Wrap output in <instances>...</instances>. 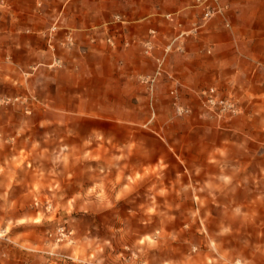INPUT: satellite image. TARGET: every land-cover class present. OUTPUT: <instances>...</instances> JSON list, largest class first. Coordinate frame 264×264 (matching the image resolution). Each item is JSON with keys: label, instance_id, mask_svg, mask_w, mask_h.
Listing matches in <instances>:
<instances>
[{"label": "crops", "instance_id": "1", "mask_svg": "<svg viewBox=\"0 0 264 264\" xmlns=\"http://www.w3.org/2000/svg\"><path fill=\"white\" fill-rule=\"evenodd\" d=\"M194 2L8 0L0 5V82L38 94L44 123L75 132L76 124L88 123L84 137L93 138L99 125L129 131L144 126L151 104L158 109L157 135L169 133L185 150L250 156L233 158L219 179L202 181L208 192L203 198L221 206L223 227L235 231L231 219H264V0H222L229 6L225 17L213 19L186 39L183 51L169 56L166 71L175 81L162 76L152 94L139 76L154 74L163 47L198 21ZM147 39L155 45L151 55L145 53ZM209 86L236 96L243 112L229 120L207 119L190 91ZM173 88L181 104L195 110L166 126Z\"/></svg>", "mask_w": 264, "mask_h": 264}, {"label": "rangeland", "instance_id": "2", "mask_svg": "<svg viewBox=\"0 0 264 264\" xmlns=\"http://www.w3.org/2000/svg\"><path fill=\"white\" fill-rule=\"evenodd\" d=\"M154 74L139 82L149 88L141 77ZM200 90L190 92L202 114L229 120L202 108ZM177 94L187 112L173 98L166 126L195 110ZM41 108L38 94L0 82V264H264V219H231L237 230H228L221 206L203 198V179L250 156L185 150L169 133L157 135L151 104L146 125H99L93 138L83 136L88 123L76 132L44 123Z\"/></svg>", "mask_w": 264, "mask_h": 264}, {"label": "built area", "instance_id": "3", "mask_svg": "<svg viewBox=\"0 0 264 264\" xmlns=\"http://www.w3.org/2000/svg\"><path fill=\"white\" fill-rule=\"evenodd\" d=\"M194 5L199 9L198 21L193 24L192 29L182 30L178 35L170 40L163 47V54L157 59V70L153 76H143L141 77V82L149 86L150 89L154 88L156 81H158L164 74H166V64L169 56L175 52L183 51L185 48L186 39L189 36L197 35L202 28L207 26L209 22L217 17H225V14L229 10V6L222 3V0H195ZM170 17V16H168ZM226 25L229 26L228 22ZM181 27V25H180ZM56 28H53L55 31ZM151 34H156V31L151 30ZM111 42L110 39L107 40ZM67 42L73 45V39L70 35L67 36ZM145 53L151 55L155 45L151 40H146L144 42ZM58 65L61 64L60 60L56 62ZM169 79L175 81V78L172 74H169ZM171 95L174 96L175 106L179 113L187 112L178 102L177 88L171 90ZM198 97L201 103V106L204 110L216 115L219 118H228L239 114L241 108L238 105V99L233 94L223 95L217 87H209L199 91ZM20 98H16V101H19ZM10 100L3 99L2 102H9Z\"/></svg>", "mask_w": 264, "mask_h": 264}]
</instances>
